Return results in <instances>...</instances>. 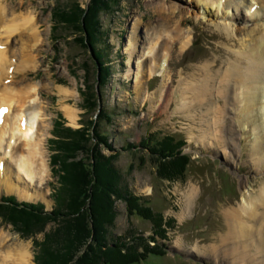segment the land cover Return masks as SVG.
<instances>
[{"label": "rangeland", "instance_id": "374dc122", "mask_svg": "<svg viewBox=\"0 0 264 264\" xmlns=\"http://www.w3.org/2000/svg\"><path fill=\"white\" fill-rule=\"evenodd\" d=\"M22 1L7 0L6 4L10 5L12 2L13 5L16 3L19 5ZM24 1L25 11L28 5L33 6L31 11L38 18L42 43H38L32 56L33 59L37 57V64L23 63L18 74L21 84L26 79L25 83L38 84L40 89L43 106L39 125V136L43 139L40 150L46 154L43 158L48 163L50 176L43 188L37 189L38 193L43 194L42 197L46 195L49 202L41 198L36 201L20 200L16 193L9 194L2 189L0 204L11 202L10 204L20 208L42 209L46 213H53L61 209L57 197L61 195L60 190L65 187L67 190L64 192H68L71 205L74 193L76 194L74 205L77 207L72 208V211L78 210L76 213L83 214L84 217L89 213L91 216L94 209L98 208L97 199L101 195L97 182L103 183L105 180L108 183V178L102 173L101 162L97 160L103 156L107 159L105 169L111 172L109 167L111 165L114 167L117 176L107 174L115 177L113 179L118 182V190L115 184H112L111 191L114 193L111 192V200L114 201L112 212L115 214V223L107 227V223H103V219L101 221V224L106 226L103 236L107 245L104 247V242H100L103 245L100 263L113 260L115 264H122V258L125 257L127 264L129 256L136 253L140 257L146 256L145 259L136 263L129 261L130 264H226L230 260L236 261L234 264H264V254L260 255L258 252L260 243L257 240L253 241L254 245L252 244L249 249L244 247L248 245L246 239L238 242L239 246L234 242L223 246L222 241L241 221L250 226L256 225L254 220L247 221L249 217L243 215L241 209L247 206L245 201L247 204L254 201L260 203L261 194L264 197V192H261L264 188V159L256 162L251 157L254 156L252 153L255 150L252 140L258 137L259 128L255 126L252 128L250 125L248 130H244V122L242 125L238 124L237 114H240V108L237 111L235 106H228L226 108L228 110L224 112L222 108L226 105L224 101L226 97L220 98L223 94L216 92L217 82L211 79L215 88L210 100L214 104L210 105L209 102L207 104L215 109L208 113V117L217 123L215 128H211L216 133V137L213 138L203 136L206 126L202 124V117L207 112L205 109H208L204 105L191 112L186 109L178 112L180 102L175 100L169 110L164 112L167 92L164 104L163 101L155 100L156 107L151 108V100L148 97L160 85L162 79L160 76L144 80L143 89L147 94L143 90L140 95L136 93L134 88L136 71L128 64L126 44L135 21H141L142 25H157L155 20H158V16L150 0H97L99 7L108 9L105 15L99 14L98 23L95 22L98 27L97 33L102 35L100 37L103 39L102 46L106 53L104 58L106 64L101 65L108 68L109 72L103 93L98 82L101 66L92 57L91 46L88 45L86 49L82 46L86 40L95 42L93 38L89 39L91 36L88 31L91 29L93 32L94 29L91 28L92 19L88 14L91 5L93 6L92 2L95 1V4L96 0ZM164 1L166 7L174 5L183 8V13H177L173 20L178 22L181 17V29L192 37L191 44L184 51L180 49L182 44L175 46L169 62L170 75L178 84L182 80V86L183 84L185 86L184 93L189 94L186 91L192 80L199 85L201 82H207L208 76L201 71L207 63L212 65L211 73L220 71L219 69L221 72L229 73L227 60L236 58L234 52L241 47V42L248 43L247 35L236 34L237 27L244 25L252 27L254 23L251 20L247 22L248 24L243 23L244 16L238 14L235 8L229 9L230 12L220 9L227 14L213 9L214 18L219 17L218 20L232 23L231 33L235 35L234 39L233 36L228 37L216 25L207 22L204 17L205 10L196 0ZM218 1L223 7L224 0ZM255 4L256 7L250 11L256 15L254 19H258L261 25L264 23V6ZM174 28L175 26L170 30ZM100 37L98 42H101ZM19 51L17 50L18 53ZM88 68L91 74H88ZM224 79L222 76L220 82L229 83L227 78ZM88 82L91 86L96 83L97 88L99 102L94 113L89 111L93 98L88 91ZM58 87L68 89L71 95L63 97L58 92ZM235 89L238 91L237 87ZM200 95L204 97L205 92L202 91ZM217 95L219 97H216ZM189 96L190 94L185 97ZM215 101L218 102V106L213 108ZM66 107L76 112L75 123L70 122L66 116L63 110ZM103 110L108 117L101 116ZM249 110L253 111L254 115L250 122L254 123L258 117V109L254 107ZM89 140L91 144L88 143ZM70 144L72 146H67ZM87 144H90V148ZM86 147L89 148L88 153ZM83 157L90 161L89 167L96 164L95 166L99 168H93L91 172L86 171L89 174L82 182L87 185L83 184L84 186L80 187L81 175L85 169ZM178 158L184 160L180 162ZM7 161L9 159L6 163ZM160 162H163V166L167 164V167L159 168ZM172 162L176 164L173 169L177 171L170 170L171 165L168 164ZM64 168L76 176L78 182L76 188L87 192L86 201L77 195L76 189L71 197L68 182L71 179L62 171ZM107 183L105 184L110 189L111 186ZM103 186L106 188L104 184ZM32 192L35 193L36 188ZM129 195L134 204L138 203L137 210L128 209L129 203L125 198ZM188 201L191 208L186 213ZM83 202L86 205L79 208L77 204ZM63 210L67 211L66 205ZM2 212L4 210L1 209L0 214ZM96 214L87 217L89 221L94 220L98 216ZM7 219L11 218L0 216V234L8 236V244L28 247L31 255L28 264H38L37 254L41 242L45 235L52 234L55 230L59 234L56 229L58 226L53 222L49 223L43 228V233L29 236L33 229L31 223L17 220L14 226ZM75 230L76 233L77 230L80 233L84 229ZM96 234L97 232H93L94 238ZM91 243L92 240L89 244ZM118 245L122 247V253L106 254L109 247ZM219 245L222 247L221 250L229 249L230 254L232 251V259L230 257L223 259V254H218L219 250L212 253ZM196 248L201 250L202 254L191 251ZM154 250L162 252L163 255L151 254L150 252ZM81 253L84 255L86 251Z\"/></svg>", "mask_w": 264, "mask_h": 264}, {"label": "bare ground", "instance_id": "6f19581e", "mask_svg": "<svg viewBox=\"0 0 264 264\" xmlns=\"http://www.w3.org/2000/svg\"><path fill=\"white\" fill-rule=\"evenodd\" d=\"M196 1L205 10L204 17L207 22L223 30L228 37L233 36L235 39V35L231 33L232 23L218 20L219 17L214 18L215 15L212 13L215 11L213 9L229 11V9L235 8L238 14L241 13L244 16L242 18L243 23L248 24L247 22L250 20L254 23L252 27L247 25L237 27L236 34L247 35L248 43L241 42V47L234 52L236 58L227 60L229 73L221 72V69L211 73L212 65L210 63L205 64L201 71L208 76L207 82H201L199 85L192 80L186 91L190 96L185 97L189 94L184 93L185 86L184 84L182 86V80L179 82L180 86L169 72V62L175 46L182 44L180 49L184 51L189 47L192 40V37L186 35L181 29V17L178 22L173 20L177 13H183V8L174 5L166 7L164 0H150L149 2L151 6L154 5L152 7L158 16V20H155L157 25H142L139 20L133 21L132 33H130L126 44V51L129 54L128 64L136 71L134 72V88H136L138 95L143 93L142 90L147 94V91L143 89L144 80L148 77L151 79L156 75L160 76L162 78L160 85L148 97L151 100V108L156 107L155 100L157 102L163 101L164 104L167 92L166 105L163 106L164 112L169 110L175 100L181 104L177 107L178 112L185 109L191 112L198 106L204 105L208 109H205L207 112L202 117V124L206 126V129L203 130V136L213 138L216 137V133L211 128H215L217 123L208 117V113L215 109H212L207 103L214 104L210 97L215 86H217L216 92L223 94V96L220 95V98L226 97L224 100L226 105L222 108L224 112L228 110L226 109L228 106H235L237 111L240 108V114H237L239 116L238 124L242 125L244 122V130H248L250 125L252 128L254 126L259 128L258 137L252 140L255 150L252 153L254 156L251 157H253V161H260L264 159V23L260 25L258 19H254L256 15H253L250 10L256 7L255 3L264 6V0H224L223 7L220 6L218 0ZM6 2L7 0H0V111L2 112L0 113V190L4 189L9 194L16 193L15 195L20 200L36 201V199L41 198L49 202L46 200V195L42 197L43 194L38 193V189L43 188L50 176L48 163L43 158L46 157V154L40 150L43 141L39 136V125L42 120L41 110L43 109L40 89L38 84L25 83L26 79L21 84L18 74L23 63L37 64L38 62L37 57L32 58L36 51L35 47L38 46V43H42L38 18L31 11L32 4L28 5L25 11L24 0L19 5L17 3L13 5L12 2L7 5ZM225 11L220 12L227 14ZM173 26L175 28L170 30ZM17 50H20L19 53ZM12 57H14L13 60ZM222 76L225 78L224 80L227 78L229 83L220 82ZM210 79L217 82L214 87ZM236 87L238 91H235ZM202 91L205 92L204 97L200 95ZM58 92L63 97L71 95L68 89L62 87H58ZM234 98L235 100H233ZM216 99L219 100V98ZM216 106H218L217 101H215L213 108ZM254 107L258 109V117L253 123L250 122V119L254 114L249 109H254ZM63 110L70 122L75 123L76 112L68 107ZM242 117L244 118L243 121ZM224 133L227 136V132ZM201 141L203 142L204 139ZM7 159L9 161L6 163ZM34 188H36L35 193L32 192ZM261 192H264V188ZM259 201L260 203L254 201L249 204L245 201V205L248 207L241 209L244 212L243 215L249 217L247 221L254 220L256 225L250 226L245 221L239 222L235 225L234 230L222 239L223 246L231 242L239 246L238 242L246 239L245 242L248 245H244V247L249 249L253 241L257 240L260 243V251L258 250V252L261 253L260 255L264 254V209L259 211V209L264 208L262 194ZM190 208L189 202L185 209L186 213ZM8 240V236L0 234V264H28L31 258L28 247L8 244ZM220 248H222L221 245L215 247L212 253L219 250L218 254H223V259L228 257L232 259V251L230 254L229 249L221 250ZM191 251L202 254V251L197 248ZM231 263L234 264L236 261L230 260L226 264Z\"/></svg>", "mask_w": 264, "mask_h": 264}, {"label": "trees", "instance_id": "16d2710c", "mask_svg": "<svg viewBox=\"0 0 264 264\" xmlns=\"http://www.w3.org/2000/svg\"><path fill=\"white\" fill-rule=\"evenodd\" d=\"M94 1V0H93ZM95 2V1H94ZM94 2H92L93 6L91 5L90 8V12L88 14L89 18L92 19V27L94 29L93 32L88 31V34L91 36L89 37V39H92L95 42H88L86 40L85 43H82V46L84 49L88 48V45L91 46V49H93V56L95 58L96 61L99 62L100 64V68H101V74H100V79H99V89L100 91L103 93V88L105 86V80L108 77V68L102 67L101 64L105 65L106 63L104 62V58L106 57V53L103 49L104 42H102V38L100 36L101 33H97L98 31V27L95 25V22L98 23V16L99 14L101 15H105L108 12L107 8H102L99 7L98 5V1L96 0V3L94 4ZM98 6H97V5ZM91 32V33H90ZM100 37L101 42H98L97 40H99L98 38ZM104 62V63H103ZM88 74H91V70L88 68ZM91 80V79H90ZM88 84V91L90 92V95L92 96V100L93 102L91 103L92 107L89 108V111H91L92 113L96 112L97 110V104L99 102L98 100V96H97V88H96V83H94L93 86H91V83H87ZM103 110V115L101 113L102 117H108L105 116ZM101 120V119H100ZM109 122V120H108ZM94 125V122H93ZM81 131V130H79ZM84 131V130H83ZM96 132V131H95ZM76 133V132H75ZM72 141V140H71ZM88 143H92L91 140H89ZM90 144L89 148H90ZM67 146H72V144L67 145ZM70 148V147H69ZM74 148V146L72 147ZM89 148H85L86 153L89 152ZM166 151V150H164ZM84 152V155L86 154ZM166 155V154H164ZM99 162H101V167H102V173H104V175H106V177L108 178V183L104 180V182L102 183V181L97 182L98 183V188L99 191L101 192V195H99L97 201L99 202L98 204V208L94 209V211L92 212L91 216L90 213L87 215V217H93L95 216V214L97 213L98 216H96V218H94L93 223L92 221H89V219L84 215H80L77 214V211H72V208H76L77 206L74 205V200L76 197V194L74 193L75 189L77 192V195L79 197L82 198V200H87L88 194L86 191H83L84 189H78L76 188L77 183L76 182V176L73 175V173L70 171H68L66 168H64V170L62 169V171L65 172V174L68 175V177H70V189H71V197H73V193H74V197L72 198V203L73 205L70 204V197L68 192H64V190H67L65 187L64 189L62 188L61 191V195L58 196V200L60 203V208L56 211H54L53 213H46L44 212L42 209H28V208H20L17 205L14 204H10L11 202H5L4 204V200L2 204H0V210H4V212H2L0 214V216L4 217V216H9L11 219H7L9 221L10 224L16 226V222L17 220L22 221L24 223H31V225H33V229L31 230V234L30 235H38L43 233V228L48 225L49 223H55L58 227L56 228L57 231L59 232V234L56 232V230L54 231V233L52 234H47L44 237V240L41 242L40 244V249L39 252L37 254V263L38 264H102L101 262V247L103 246L100 242H104V245H107V241H104L105 237L103 236L105 233V228L106 226H113V224L115 223V214L112 212V208H114V201L112 202V198H111V189H113L112 184H115L114 186H116L117 189V184L118 182H116L114 179L117 176L116 173L114 172V167H112V165L109 167L111 168V172L109 170V172L105 169L106 165V160L105 157L100 156L97 159ZM178 160L181 162V160L183 161L184 158H178ZM83 164L85 165V169L83 170L84 172H82L81 175V186L87 185L85 183H83L82 181H85L89 172H91L93 170V168L98 169V166H95L93 164L92 167H89L88 165H90V161L89 160H85V157L82 158ZM109 162V161H107ZM176 162V161H174ZM174 162H172V164H168L171 165L170 170L173 171H177L173 168H175ZM55 163H57V160L55 161ZM104 166V167H103ZM159 168H163L164 166L167 167V164L163 166V162H160V165H158ZM186 167V165H185ZM184 167V168H185ZM86 171H89L88 173ZM95 171V170H94ZM99 171V170H98ZM104 171V172H103ZM86 172V173H85ZM80 173V172H79ZM113 174L115 175V177L112 176H108V174ZM176 173V172H175ZM114 177V179H113ZM89 183V182H88ZM109 184L111 187L110 189L108 188V186L105 184ZM84 184V185H83ZM103 184L105 185L106 188H104ZM109 189V190H108ZM118 190V189H117ZM114 192H112L113 194ZM132 198V197H131ZM129 197H126V201H128L129 206L128 209L130 210H137L138 203H133V200ZM134 198V197H133ZM68 199V200H67ZM85 200V201H86ZM109 200V203H108ZM66 205L67 211L63 210L64 206ZM80 207H83L84 205H86L85 202L81 203V204H77ZM135 205V207H134ZM135 209H134V208ZM77 212V213H76ZM95 212V214H94ZM132 211H130L131 213ZM88 213V210H87ZM96 214V215H97ZM30 219H33L32 221ZM102 219L104 220L103 223H107V225L104 227L101 224ZM96 224V225H95ZM30 225V226H31ZM37 225L39 227H37ZM92 226V228H91ZM78 228H83L84 230L82 232H78L79 230ZM30 230V229H29ZM22 232V231H21ZM93 232H97V234L95 235V238L93 237ZM23 233V232H22ZM107 233V232H106ZM106 235V234H105ZM90 240H92V242L94 243H90ZM106 245L104 247H106ZM122 246V244H120ZM121 246H114V247H109L108 251L106 252L109 254H119L122 253V247ZM86 251V254L81 255L82 251ZM131 251V250H130ZM151 254L154 255H163V253H158L156 250L151 251ZM131 252H129L128 255H130ZM112 256V255H110ZM129 261L136 263V262H140L141 260H144L146 256L144 257H140V255L136 254V253H132L130 256ZM107 258H105L106 260ZM108 260V259H107ZM121 262L122 264H126L125 261V257L122 258ZM127 261V264H130L131 262ZM115 264V262L113 260H109L108 262L104 261V264Z\"/></svg>", "mask_w": 264, "mask_h": 264}]
</instances>
